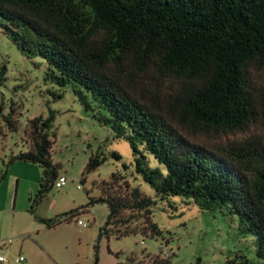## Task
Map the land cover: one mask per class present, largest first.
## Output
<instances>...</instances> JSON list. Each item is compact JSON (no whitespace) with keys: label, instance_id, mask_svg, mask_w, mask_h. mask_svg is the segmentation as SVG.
<instances>
[{"label":"trees","instance_id":"16d2710c","mask_svg":"<svg viewBox=\"0 0 264 264\" xmlns=\"http://www.w3.org/2000/svg\"><path fill=\"white\" fill-rule=\"evenodd\" d=\"M0 33L26 58L44 62L45 81L68 88L93 120L128 143L138 156L134 172L156 198L115 173L93 185L98 197L86 194L87 203L63 220L103 203L100 235L157 238L151 208L177 198L235 220L237 234L252 237L257 263L236 255L223 264H264V0H0ZM54 118L48 110L28 120L26 151L9 158L42 169L33 205L58 177L50 161ZM252 127L259 133L238 141L194 140ZM147 155L161 169L148 167ZM103 160L90 156L81 177ZM37 220L46 228L59 223Z\"/></svg>","mask_w":264,"mask_h":264},{"label":"rangeland","instance_id":"374dc122","mask_svg":"<svg viewBox=\"0 0 264 264\" xmlns=\"http://www.w3.org/2000/svg\"><path fill=\"white\" fill-rule=\"evenodd\" d=\"M44 71L42 60L26 58L0 33V264H126L128 259L132 264H146L145 257L160 256L158 244L169 264H191L196 258L200 264H223L236 255L244 256L250 263L258 262L252 237L238 235L235 220L215 212H201L191 202L177 198L156 201L152 206L151 220L162 233L157 238L100 235L108 214L103 203H95L73 219L63 220L64 213L87 203L86 194L98 197L93 185L107 182L115 173L124 176L130 187L145 197L156 198L134 172V159L138 156L128 143L93 120L68 88L58 89L45 81ZM263 78L264 72L259 80ZM51 93L60 94V98H53ZM48 110L55 112L50 161L57 166L58 176L64 177L65 184L59 189L51 187L33 205L42 169L21 161L9 163V158L26 151L22 141L25 123L46 117ZM7 116L15 121L13 130L5 121ZM256 133L259 128L252 127L246 133L229 134L214 141L203 136H195L194 140L223 143ZM113 153L119 159L113 158ZM95 154L103 162L81 177L88 158ZM146 157L148 167L161 169L149 155ZM56 218L59 223L50 228L37 220Z\"/></svg>","mask_w":264,"mask_h":264},{"label":"built area","instance_id":"2783aa9c","mask_svg":"<svg viewBox=\"0 0 264 264\" xmlns=\"http://www.w3.org/2000/svg\"><path fill=\"white\" fill-rule=\"evenodd\" d=\"M64 184H65V179H64V177H62V176H58V177L56 178L54 184H53V187L56 188V189H59V188H61ZM76 188L78 189L79 186H76ZM78 224H79V223H78ZM82 226L84 227V225H82ZM8 244H9V242H8ZM157 249H158V251H159V253H160L161 258H163V259L167 258V254L164 252V250H163L161 244H158ZM21 260H22V258L20 257V258H19V261H21ZM1 261H3V259L0 257V262H1Z\"/></svg>","mask_w":264,"mask_h":264}]
</instances>
